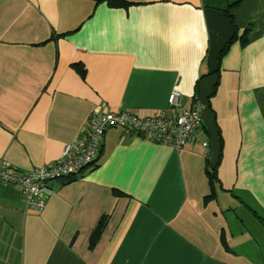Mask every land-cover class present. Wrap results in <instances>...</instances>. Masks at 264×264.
Returning <instances> with one entry per match:
<instances>
[{
  "label": "crops",
  "instance_id": "crops-1",
  "mask_svg": "<svg viewBox=\"0 0 264 264\" xmlns=\"http://www.w3.org/2000/svg\"><path fill=\"white\" fill-rule=\"evenodd\" d=\"M215 7L0 0V161L59 160L96 107L169 116L173 90L201 105L208 144L177 151L111 128L42 210L0 185V264H264V0H239L231 21Z\"/></svg>",
  "mask_w": 264,
  "mask_h": 264
},
{
  "label": "built area",
  "instance_id": "built-area-1",
  "mask_svg": "<svg viewBox=\"0 0 264 264\" xmlns=\"http://www.w3.org/2000/svg\"><path fill=\"white\" fill-rule=\"evenodd\" d=\"M167 110L169 116H139L129 111L111 112L96 107L88 118L84 136L66 144L59 160L29 171L0 161V185L19 186L26 209L42 210L52 193L51 182L76 177L97 163L104 133L111 128L177 151L186 144H198L206 154L208 144L197 136L202 126L201 105L194 101L186 108L182 95L173 90L167 97Z\"/></svg>",
  "mask_w": 264,
  "mask_h": 264
},
{
  "label": "trees",
  "instance_id": "trees-1",
  "mask_svg": "<svg viewBox=\"0 0 264 264\" xmlns=\"http://www.w3.org/2000/svg\"><path fill=\"white\" fill-rule=\"evenodd\" d=\"M228 1L229 0H226L224 3H222L219 6H216L215 8H220L221 9V7L224 6L223 12L226 14L227 18L231 21L232 18H231L230 14H229V11H230V9L232 7H234L239 2V0L235 1L234 3H229ZM109 4H111L113 6H121V3L120 2H116V1H110ZM248 30H249V28H246L244 30L243 35H242L243 37L246 36ZM235 36H236V29L234 27V35L230 39V41L227 43V45L225 46V48L223 49L222 53H224L226 51L228 44L231 43L234 40ZM216 67H218V66L216 65ZM214 71H216V70H214ZM205 174H206V177H207V180H208V184H209V187H210V195H209L208 198H214L215 197V186L218 184V179H217V176H216V170H215V168H210V167L206 166ZM99 229H100V227H98L94 231V233L92 234V237H91L92 239H94L95 236H97V234L99 233V231H98Z\"/></svg>",
  "mask_w": 264,
  "mask_h": 264
},
{
  "label": "water",
  "instance_id": "water-1",
  "mask_svg": "<svg viewBox=\"0 0 264 264\" xmlns=\"http://www.w3.org/2000/svg\"><path fill=\"white\" fill-rule=\"evenodd\" d=\"M225 0H201L204 7H215L222 4Z\"/></svg>",
  "mask_w": 264,
  "mask_h": 264
}]
</instances>
